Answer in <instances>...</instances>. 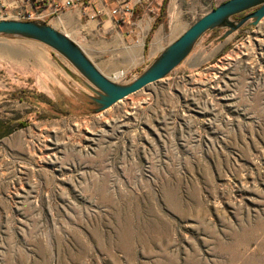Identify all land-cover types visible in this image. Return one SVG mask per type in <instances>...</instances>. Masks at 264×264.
<instances>
[{"label":"rangeland","instance_id":"1","mask_svg":"<svg viewBox=\"0 0 264 264\" xmlns=\"http://www.w3.org/2000/svg\"><path fill=\"white\" fill-rule=\"evenodd\" d=\"M175 1L119 35L51 25L126 84L221 2ZM124 33L156 55L128 71L132 47L100 40ZM223 33L100 113L66 59L49 48L61 84L41 91L14 71L23 45L0 38V126L16 128L0 137V264H264V19L228 46Z\"/></svg>","mask_w":264,"mask_h":264},{"label":"water","instance_id":"2","mask_svg":"<svg viewBox=\"0 0 264 264\" xmlns=\"http://www.w3.org/2000/svg\"><path fill=\"white\" fill-rule=\"evenodd\" d=\"M263 19L264 0H228L197 20L164 48L137 78L126 84L106 77L75 41L46 22L0 20V38L39 42L62 56L78 72L81 83L94 94L89 99L95 106L93 111L100 113L167 78L207 33L223 31L219 41L224 42L244 27H258Z\"/></svg>","mask_w":264,"mask_h":264},{"label":"built area","instance_id":"3","mask_svg":"<svg viewBox=\"0 0 264 264\" xmlns=\"http://www.w3.org/2000/svg\"><path fill=\"white\" fill-rule=\"evenodd\" d=\"M163 2L157 0L155 8L149 7L147 12L155 14ZM150 4L151 0H0V20L43 21L51 24L55 19L75 14L78 24L83 28L93 25L94 30L101 31L109 21L110 26L117 30L122 26L143 29V26L149 25V21L144 22L143 17L141 21L134 20V16L137 10ZM79 18H83L84 22Z\"/></svg>","mask_w":264,"mask_h":264},{"label":"crops","instance_id":"4","mask_svg":"<svg viewBox=\"0 0 264 264\" xmlns=\"http://www.w3.org/2000/svg\"><path fill=\"white\" fill-rule=\"evenodd\" d=\"M108 2H111L112 0H107ZM157 3V0H151L150 5L143 6L141 10L142 11V16L144 18V22L149 21L150 17L148 16L147 13V8L150 6L155 8V4ZM176 3L175 0H168L166 2V11L167 10H172L174 4ZM140 11V10H139ZM148 16V18H146ZM81 21H83V18H79ZM148 19V20H145ZM71 20V21H70ZM77 19L75 17V14H68L65 15L64 19L62 18L58 23L62 25L63 27L65 26H71L70 24L72 22H76ZM79 21V20H78ZM77 21V22H78ZM71 22V23H70ZM124 29H127V26H122L120 29H113L110 26V22L107 21L104 28H103V34L106 35V33H109L110 31H115L117 35H119L121 32H124ZM119 31V32H117ZM86 30L80 28L79 31V37H83L86 35ZM116 35V36H117ZM236 35V34H235ZM234 37V36H232ZM232 37L230 39H232ZM73 41H75L73 38H71ZM109 40V42H113V44L117 45H111L110 46V51L111 53H116V51H120V49L117 48L118 44H122L123 41L127 42L131 49V53L127 55V57H131L133 60L132 63L129 65V68L127 69L132 70L135 68H138L142 64L146 62V58H151L156 55L157 50L156 48H153L151 43L149 45V52L146 53L145 47L141 43H133L130 38H126V33H124L123 38H100ZM230 39L225 41L223 45L228 46ZM77 40L81 41L84 45L81 46L79 45L83 51L86 53V55L89 57V59L92 61L93 57H98L100 54V51L98 48L96 49L95 47H92L90 45V41L88 38H77ZM9 41H17V43H21L23 45L22 48H15L13 50V55L16 62H14V66H16L17 70L15 69L14 71L17 72L20 75H30L31 79L34 81L35 86L41 90V91H51L55 88L57 85L58 87L60 86L59 82V77H60V71L58 70V66L55 64L54 59L52 58L51 50L49 48L39 42L34 43L35 41H29V40H9ZM76 42V41H75ZM119 42V43H118ZM77 43V42H76ZM119 44V46H120ZM118 46V47H119ZM195 56H190V60L188 61V64L193 63ZM21 60V61H20ZM93 62V61H92ZM94 63V62H93ZM104 68H108V63L104 62L103 64ZM99 69V68H98Z\"/></svg>","mask_w":264,"mask_h":264},{"label":"trees","instance_id":"5","mask_svg":"<svg viewBox=\"0 0 264 264\" xmlns=\"http://www.w3.org/2000/svg\"><path fill=\"white\" fill-rule=\"evenodd\" d=\"M226 1H228V0H221V2L217 5V6H219V5H221L222 3H224V2H226ZM166 2V1H165ZM165 2H164V4H165ZM163 7H165V5L163 6ZM216 32V31H215ZM15 97V96H14ZM40 97H44L43 95H41ZM45 98V97H44ZM26 98H20V100H25ZM23 127H24V124L22 125ZM14 130H16V128H13V129H10L9 128V126H7V128H5V126H0V137H2V136H8V135H10L11 133H13L14 132Z\"/></svg>","mask_w":264,"mask_h":264},{"label":"bare ground","instance_id":"6","mask_svg":"<svg viewBox=\"0 0 264 264\" xmlns=\"http://www.w3.org/2000/svg\"><path fill=\"white\" fill-rule=\"evenodd\" d=\"M67 36L69 37V35L67 34ZM20 41V40H19ZM34 43H36V42H34ZM78 44V43H77ZM84 50V49H83Z\"/></svg>","mask_w":264,"mask_h":264}]
</instances>
